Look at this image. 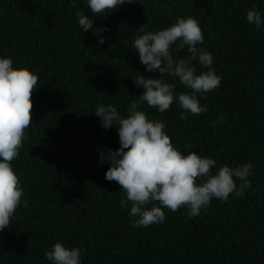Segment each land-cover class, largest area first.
<instances>
[{
  "label": "trees",
  "instance_id": "1",
  "mask_svg": "<svg viewBox=\"0 0 264 264\" xmlns=\"http://www.w3.org/2000/svg\"><path fill=\"white\" fill-rule=\"evenodd\" d=\"M253 8L264 14V0H134L99 17L86 0H0V56L39 78L28 139L12 161L24 201L0 232V264H49L45 253L57 242L84 249L83 264H264V32L246 19ZM78 12L94 29H109L104 44L81 31ZM177 17L198 21L205 36L198 47L212 54L221 85L198 96L207 111L196 116L176 102L163 114L146 103L142 110L166 124L182 154L215 159L211 174L252 163V186L241 197L213 199L192 219L186 208H165L163 224L136 228L131 202L100 163L98 149L120 148L118 132L94 112L113 104L126 117L144 91L139 74L190 91L178 78L146 72L131 47L140 28L159 31ZM178 43L173 57H189Z\"/></svg>",
  "mask_w": 264,
  "mask_h": 264
},
{
  "label": "clouds",
  "instance_id": "2",
  "mask_svg": "<svg viewBox=\"0 0 264 264\" xmlns=\"http://www.w3.org/2000/svg\"><path fill=\"white\" fill-rule=\"evenodd\" d=\"M86 2L91 12L100 17L99 14L113 13L134 0ZM77 16L81 31L93 30V35L99 38L98 44H104L102 33L109 29H94V19L79 12ZM246 19L257 31L264 32V14L258 9L249 10ZM138 31L141 34L131 47L146 66V72L158 71L162 77L178 78L179 83L190 90L177 92L175 83L139 74L134 78L135 84L144 91L138 100L128 105L126 117L113 104H101L94 112L104 129L115 127L119 136L118 150L98 149L100 163L110 165L105 179L116 181L126 193L131 202L132 226L148 228L165 222V208L171 212L186 208L188 218L192 219L199 216L202 209L207 210L213 199L226 202L233 194L243 196L252 186L249 177L253 165H225L211 174L217 165L215 159L196 152L182 154L165 131L166 124L162 120L149 119L142 110L146 103L163 114L176 102L184 112L194 116L207 111L198 96L202 98L218 88L221 77L211 68L212 54L198 47L205 40L198 21L193 17H177L168 28L153 32L144 31L142 27ZM177 42L178 49L187 46L189 57L179 60L173 57V45ZM193 61L209 71L197 74ZM38 79L34 71L27 67L16 68L10 57L0 56V232L9 228L11 218L24 201L23 187L12 161L18 158L23 142L28 139L25 130L33 121L32 95ZM184 118L182 115L181 119ZM223 122L221 116L213 125ZM84 253L82 248L57 242L45 253V258L49 264H83Z\"/></svg>",
  "mask_w": 264,
  "mask_h": 264
}]
</instances>
